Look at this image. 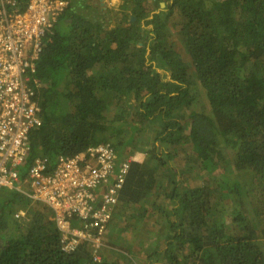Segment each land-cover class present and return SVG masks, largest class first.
Wrapping results in <instances>:
<instances>
[{
	"label": "trees",
	"instance_id": "1",
	"mask_svg": "<svg viewBox=\"0 0 264 264\" xmlns=\"http://www.w3.org/2000/svg\"><path fill=\"white\" fill-rule=\"evenodd\" d=\"M68 1L36 60L42 123L21 177L107 142L147 157L130 163L98 263L84 245L62 250L46 206L1 189L0 264H264V0ZM182 152L213 184L180 176Z\"/></svg>",
	"mask_w": 264,
	"mask_h": 264
},
{
	"label": "built area",
	"instance_id": "2",
	"mask_svg": "<svg viewBox=\"0 0 264 264\" xmlns=\"http://www.w3.org/2000/svg\"><path fill=\"white\" fill-rule=\"evenodd\" d=\"M68 2L29 0L21 11L0 12V190L14 189L46 206L62 250L70 253L84 245L98 263L133 157L119 159L107 142L60 155L51 171L45 159L37 158L24 178L20 174L30 133L42 123L33 78L36 60L43 37ZM73 219L81 224L74 225Z\"/></svg>",
	"mask_w": 264,
	"mask_h": 264
},
{
	"label": "rangeland",
	"instance_id": "3",
	"mask_svg": "<svg viewBox=\"0 0 264 264\" xmlns=\"http://www.w3.org/2000/svg\"><path fill=\"white\" fill-rule=\"evenodd\" d=\"M93 1H100V0H93ZM106 1V0H105ZM109 1L108 6L111 7H117L118 4L121 2V0H107ZM112 1H115L114 4H111ZM100 3V2H99ZM152 6H156V3H152ZM161 6L163 7L165 2L164 0H161ZM115 11V10H114ZM112 11V13L114 12ZM181 22V17L180 15L177 14V12L175 11L174 15L171 17L170 23L169 25L166 27L168 32H175V25L179 24ZM128 134L127 133H123L122 138H124L125 140L128 138ZM128 144L125 145V153L126 156H132L133 159L134 158H139V159H145L147 157V154H145L144 150H141L140 148H135L133 147L130 142H127ZM150 142L146 141V144L149 145ZM131 145V146H130ZM170 164L173 165L177 170H179L180 172V176L182 178H187L189 180H195L194 182L196 184H201L202 182L206 183L208 182L209 184H213V177L212 175H208L205 173H200L197 172L195 170H189V165H191V163L189 162V158H188V154H185V152L183 153H178V156L170 161ZM227 169H230L229 167ZM186 170V171H185ZM225 172V171H224ZM21 184H23L22 182H20ZM153 199L154 197L152 195H150L148 198H146L145 200H143V204L146 203V205L150 206L153 203ZM0 200H2L1 198V194H0ZM230 202H227L226 205L230 206ZM156 209V208H155ZM226 215H229V212H226ZM230 216L227 217V219L229 220ZM150 225V224H149ZM152 225V224H151ZM153 226V225H152ZM156 227H158V225L156 224V226L154 225L152 227V230H150L149 235L148 236H152L154 235V230L156 229ZM108 232H112L113 228L111 226H109ZM153 231V233L151 234V232ZM108 232L106 234V237L108 236ZM151 239V238H149ZM157 240H161L159 237L157 238ZM131 248V249H130ZM128 250L131 251L132 255H134L136 258H141L142 255L139 254V251H136L135 245L131 246Z\"/></svg>",
	"mask_w": 264,
	"mask_h": 264
},
{
	"label": "crops",
	"instance_id": "4",
	"mask_svg": "<svg viewBox=\"0 0 264 264\" xmlns=\"http://www.w3.org/2000/svg\"><path fill=\"white\" fill-rule=\"evenodd\" d=\"M98 2H100V4L103 5V6H108V4H109V1H107V0L106 1L105 0H100ZM114 2L115 1H112L111 4H114ZM92 3H94V2H92Z\"/></svg>",
	"mask_w": 264,
	"mask_h": 264
}]
</instances>
